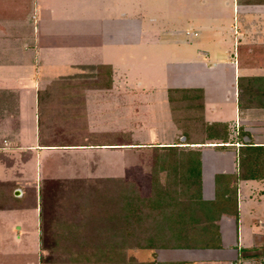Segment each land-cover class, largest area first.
<instances>
[{
  "label": "crops",
  "instance_id": "crops-1",
  "mask_svg": "<svg viewBox=\"0 0 264 264\" xmlns=\"http://www.w3.org/2000/svg\"><path fill=\"white\" fill-rule=\"evenodd\" d=\"M3 1L6 3L4 6ZM6 1L0 0V32L4 33L0 34V123L19 115L17 88L11 83V78H18L14 73L23 69L33 82L32 86L23 89L32 95L33 135L24 143L15 131L11 137L4 136L0 143V160H5L0 162V166L10 174L6 179H0L7 196L0 200V218L4 214L33 211L36 228L29 232L22 225L14 231L10 226L2 243L6 249L0 247V264H40L46 255L40 246L39 189L42 175L47 174L49 161L55 153L88 155L94 151V146L87 143L41 142V139L52 138L41 133L39 128L40 101L45 105L53 103L45 95L41 98L44 84L72 77L73 66L93 59L95 50L110 42V34L116 31L118 20L109 18V15L90 14L92 11L88 6L91 0H15L16 4H7ZM198 4L204 8L199 11V18L212 17L213 21L203 23L198 20L199 24H188L182 33V42L184 46L194 48V53L166 64V79L177 83L166 90L199 96L198 101L189 98L190 107L195 105V101L200 102L197 110L193 109L197 115L193 126L198 129L205 125L225 128L224 141H218L216 136L206 137L205 132L199 130L192 137L191 134L182 135L181 142L193 144L180 146L220 148L207 149L202 153L201 200L208 202L214 199L215 177L234 176L236 213L235 216L220 214L215 219L217 230L214 236L218 240L212 246L143 250L149 252V258L134 261L137 264H264V212L260 211L261 203L264 204V178H237L238 150L244 145L260 149L264 168V0H221L216 3L217 10H212L216 4L210 5L206 0H198ZM223 7L227 8L226 12L220 10ZM141 30L138 28V32ZM170 32L167 36L171 38L169 44L179 45L178 32L174 29ZM225 36V42H228L222 44ZM156 41L148 40L146 43ZM79 54L85 55L86 60H80ZM224 56H230V59ZM63 67L67 70H61ZM207 140L212 143L199 144ZM16 155L24 157L20 159V168H13V162L9 161ZM15 190L19 191V196L13 195ZM257 214L263 215L258 217ZM33 235L36 244L29 242L33 245L32 251L26 249L28 246L20 245L26 237ZM15 236L18 246L13 245ZM196 236L207 237L201 231H196Z\"/></svg>",
  "mask_w": 264,
  "mask_h": 264
},
{
  "label": "rangeland",
  "instance_id": "rangeland-1",
  "mask_svg": "<svg viewBox=\"0 0 264 264\" xmlns=\"http://www.w3.org/2000/svg\"><path fill=\"white\" fill-rule=\"evenodd\" d=\"M93 1L91 0L92 5L88 4L92 11L90 14L109 15V18L118 20L117 28L114 27L116 31L110 34V42L97 48L93 53V59L88 62L83 61L86 60L85 55L79 54L78 58L83 63L73 66L72 77L47 81L44 84V94L41 95V98L45 95L48 100L53 101L46 105L40 101L39 107L40 132L52 137V140L47 139L50 143H66L68 138L73 137L76 143L94 146V151L88 155L79 153L67 155L59 152L48 160L51 162L50 168L46 170L47 174L43 173L40 187L42 190L39 189V197L41 193L44 203L41 215V243L48 247L52 246V243L56 244L51 234L53 226L56 228L61 225L55 223L60 220L61 212L68 211L74 214L73 217L82 219L86 210H92L90 201L94 192H88V189L93 187L96 193H103V185L106 186L105 183L101 185L102 183L98 184L95 181L119 179L130 183V188L135 189L138 196L146 198L150 193L153 171L158 170L161 159H164L154 156L157 154L155 150L161 148L159 145L182 144L180 141L182 135L191 134L192 137L197 135L199 130H203L207 137H212L215 132L214 135L219 137L218 141H224L223 138L226 137V130L222 127L216 129L217 131H211L207 128L204 130L201 126L199 129L193 126L197 116L193 109L196 111L197 105L195 101V105L190 107L188 101L189 98L197 99L195 95L166 90L177 84L175 80L166 79V64L177 57H187L194 53V48L184 46L182 42L184 39L182 33L188 24L213 21L212 17L199 18V11L204 8L200 7L198 0H95V4ZM220 1L206 0V3L211 5ZM6 2L16 4L15 0ZM2 4L6 5L4 1ZM217 4L216 7L213 5L212 10L218 9ZM220 10L226 12L227 8L223 7ZM138 28L142 29V32H138ZM173 29L178 32L176 37L181 39L177 46L169 44L171 38L167 37ZM18 36L20 39L21 35ZM150 39L157 41L147 44ZM115 40L117 43H113ZM225 41L226 36L221 41L222 44L228 42ZM66 56L61 57L68 60ZM224 58L230 59V56ZM61 70H67V67ZM16 74L18 78L15 80L11 78V83L17 88L19 115L15 119L3 120L0 123V143L4 136L11 137L15 131L18 132L16 135L19 140L24 143L33 135L30 108L32 95L31 92L26 94L23 90L32 86L33 82L26 77V71L23 69L14 73ZM208 143L212 142L207 140L203 145ZM176 147L177 150L188 149L187 146ZM190 149L200 150L201 162L203 151L220 148ZM20 159L24 157L19 158L16 155L12 160L9 159L13 162V168L21 167ZM4 161L0 160L2 163ZM162 174H158L157 180ZM9 175L0 166V179H6ZM24 187L27 188L26 185ZM79 190H82V196H87L85 199H88V202L82 201V206L78 204L80 200L75 198L81 193ZM5 192L6 190H1L0 196L5 197ZM84 203L89 208H85ZM261 204L263 207L261 206L260 211L264 212V204ZM261 215L257 214L258 217ZM3 216L0 218L2 249H6L2 243L10 226L14 231L22 225L29 232L35 231L36 215L33 211ZM16 238L17 236L14 237V246L19 245ZM29 242L36 244L35 235L26 237L25 242L20 245L28 246L26 249L32 251L33 245H29ZM54 256L56 254L50 255V252L47 255L48 258ZM124 258L128 261L145 260L149 258V252L127 249Z\"/></svg>",
  "mask_w": 264,
  "mask_h": 264
},
{
  "label": "trees",
  "instance_id": "trees-1",
  "mask_svg": "<svg viewBox=\"0 0 264 264\" xmlns=\"http://www.w3.org/2000/svg\"><path fill=\"white\" fill-rule=\"evenodd\" d=\"M197 101L196 105L200 106ZM206 128L217 131L214 125L203 127L204 130ZM41 142L53 144L44 139ZM65 142L76 143L73 137ZM190 144L193 143H173L171 147L155 150L157 154L154 156L164 159H161L158 170L153 171L150 193L146 198L138 196L137 191L130 188L131 184L125 181H95L106 186L103 185V193H96L93 187L88 189V192H94L90 201L92 210H86L82 219L73 217L71 212H61L60 220H54L61 225L53 226L51 234L56 244L52 243L49 247L41 243L44 203L40 193V246L46 252L40 264H137L124 258L127 249L198 248L216 243L215 219L220 214L235 216L236 213V178L229 175L215 177L214 199L202 201L200 150L189 147L185 151L176 149V145ZM238 155V179L264 178L263 155L259 148L244 145L239 148ZM159 173L163 174L157 180ZM79 191L81 193L75 198L80 200L77 203L82 206V201L88 202V199L82 196V190ZM4 196H0V200L7 198ZM84 207L88 206L84 203ZM196 231H201L207 237H195ZM49 252L56 256L48 258Z\"/></svg>",
  "mask_w": 264,
  "mask_h": 264
},
{
  "label": "water",
  "instance_id": "water-1",
  "mask_svg": "<svg viewBox=\"0 0 264 264\" xmlns=\"http://www.w3.org/2000/svg\"><path fill=\"white\" fill-rule=\"evenodd\" d=\"M19 194H20V193H19L18 190H15V191L13 192V195H14V196H19Z\"/></svg>",
  "mask_w": 264,
  "mask_h": 264
}]
</instances>
